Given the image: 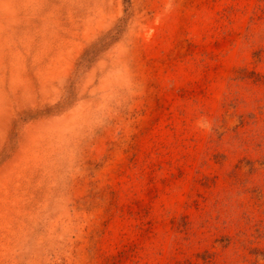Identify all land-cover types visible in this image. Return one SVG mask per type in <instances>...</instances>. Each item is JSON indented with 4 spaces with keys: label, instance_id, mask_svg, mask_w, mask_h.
<instances>
[{
    "label": "rangeland",
    "instance_id": "rangeland-1",
    "mask_svg": "<svg viewBox=\"0 0 264 264\" xmlns=\"http://www.w3.org/2000/svg\"><path fill=\"white\" fill-rule=\"evenodd\" d=\"M0 264H264V0H0Z\"/></svg>",
    "mask_w": 264,
    "mask_h": 264
},
{
    "label": "trees",
    "instance_id": "trees-1",
    "mask_svg": "<svg viewBox=\"0 0 264 264\" xmlns=\"http://www.w3.org/2000/svg\"><path fill=\"white\" fill-rule=\"evenodd\" d=\"M115 32H116V30H115ZM115 32L112 34V36H109V37H110V38L113 37V35L115 34Z\"/></svg>",
    "mask_w": 264,
    "mask_h": 264
}]
</instances>
